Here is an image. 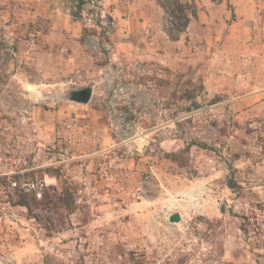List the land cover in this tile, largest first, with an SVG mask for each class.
Wrapping results in <instances>:
<instances>
[{
    "label": "rangeland",
    "instance_id": "rangeland-1",
    "mask_svg": "<svg viewBox=\"0 0 264 264\" xmlns=\"http://www.w3.org/2000/svg\"><path fill=\"white\" fill-rule=\"evenodd\" d=\"M75 7L73 58L0 63V264H264V63L157 62L106 0Z\"/></svg>",
    "mask_w": 264,
    "mask_h": 264
},
{
    "label": "crops",
    "instance_id": "crops-1",
    "mask_svg": "<svg viewBox=\"0 0 264 264\" xmlns=\"http://www.w3.org/2000/svg\"><path fill=\"white\" fill-rule=\"evenodd\" d=\"M77 1L0 0V63L20 60L39 68L31 74L12 73V78L43 79L45 65L52 64L55 70L67 49L74 48L70 58L77 54L84 33L83 22L73 13ZM180 1L194 4L197 15L178 41L164 31L167 15L159 0H106V5H112L109 12L118 21L121 36L129 40L122 39V45L144 49L157 62L194 66L211 77L216 64L264 63V0ZM254 97L263 98L264 89H255L242 100Z\"/></svg>",
    "mask_w": 264,
    "mask_h": 264
},
{
    "label": "trees",
    "instance_id": "trees-1",
    "mask_svg": "<svg viewBox=\"0 0 264 264\" xmlns=\"http://www.w3.org/2000/svg\"><path fill=\"white\" fill-rule=\"evenodd\" d=\"M159 3L167 15L164 31L172 41H178L180 36L186 32L191 18L196 17L197 8L194 4H184L180 0H159ZM83 4L80 3V7ZM176 14H178V17ZM171 18L174 20H172V23L170 22ZM16 205L28 208V203L23 199Z\"/></svg>",
    "mask_w": 264,
    "mask_h": 264
},
{
    "label": "built area",
    "instance_id": "built-area-1",
    "mask_svg": "<svg viewBox=\"0 0 264 264\" xmlns=\"http://www.w3.org/2000/svg\"><path fill=\"white\" fill-rule=\"evenodd\" d=\"M172 18L170 22L172 23ZM174 21V20H173ZM12 187L18 190L21 194L24 195H33L37 199H42L45 193V183L41 179L35 180H20L14 181L11 183Z\"/></svg>",
    "mask_w": 264,
    "mask_h": 264
},
{
    "label": "water",
    "instance_id": "water-1",
    "mask_svg": "<svg viewBox=\"0 0 264 264\" xmlns=\"http://www.w3.org/2000/svg\"><path fill=\"white\" fill-rule=\"evenodd\" d=\"M90 94H91L90 91L81 93V95H88V97L90 96ZM88 100L89 98L79 97V101L81 102H87ZM169 220L171 223H180L182 221V217L179 213H175V214L170 215Z\"/></svg>",
    "mask_w": 264,
    "mask_h": 264
},
{
    "label": "flooded vegetation",
    "instance_id": "flooded-vegetation-1",
    "mask_svg": "<svg viewBox=\"0 0 264 264\" xmlns=\"http://www.w3.org/2000/svg\"><path fill=\"white\" fill-rule=\"evenodd\" d=\"M79 97H80V98H86L87 95H81V94H80Z\"/></svg>",
    "mask_w": 264,
    "mask_h": 264
}]
</instances>
